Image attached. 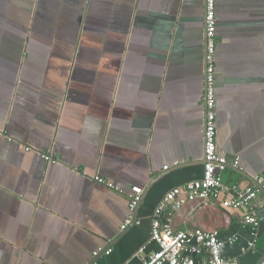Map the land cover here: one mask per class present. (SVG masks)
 <instances>
[{
	"label": "crops",
	"instance_id": "0c3cea01",
	"mask_svg": "<svg viewBox=\"0 0 264 264\" xmlns=\"http://www.w3.org/2000/svg\"><path fill=\"white\" fill-rule=\"evenodd\" d=\"M204 1L0 0V264H140L158 249L155 208L203 174ZM215 6L216 145L239 160L221 178L243 189L264 172V0ZM254 204L255 226L219 200L162 221L216 228L225 259L260 264L264 193Z\"/></svg>",
	"mask_w": 264,
	"mask_h": 264
},
{
	"label": "built area",
	"instance_id": "2783aa9c",
	"mask_svg": "<svg viewBox=\"0 0 264 264\" xmlns=\"http://www.w3.org/2000/svg\"><path fill=\"white\" fill-rule=\"evenodd\" d=\"M216 6L215 0L204 1V117H203V174L200 179L177 186L165 194L152 215L151 241L158 249L149 254H143L144 247L139 248L140 264H238L235 259H225L221 249L225 241L219 237L216 228L205 229L198 227L194 230L173 229L167 222L162 221V214L168 209L174 211L187 201L199 199L204 205L219 200L221 206L229 210H242V222L255 226L258 223L257 209L254 201L264 192V172L253 177L250 186L240 189L236 184L222 181L221 173L228 168L238 169L239 160L227 158L217 150L216 145V90H215V50H216ZM29 149V148H27ZM42 157L56 163L49 154ZM174 165L177 162L173 163ZM165 165L163 169H167ZM98 183L112 185L105 179L95 177ZM129 194V216L121 229L133 222V213L141 200L142 189L131 187ZM170 213V212H168ZM235 236L226 239L231 243ZM254 245V240L248 246ZM98 247L93 255L103 251ZM244 250V249H243ZM109 253L111 250H105ZM125 264V263H123ZM260 264H264V257Z\"/></svg>",
	"mask_w": 264,
	"mask_h": 264
},
{
	"label": "water",
	"instance_id": "95a60500",
	"mask_svg": "<svg viewBox=\"0 0 264 264\" xmlns=\"http://www.w3.org/2000/svg\"><path fill=\"white\" fill-rule=\"evenodd\" d=\"M264 193V192H263Z\"/></svg>",
	"mask_w": 264,
	"mask_h": 264
}]
</instances>
